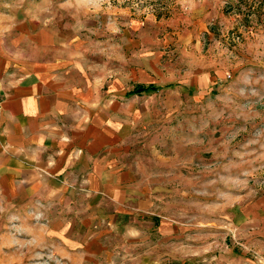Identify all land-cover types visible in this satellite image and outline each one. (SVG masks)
<instances>
[{"label": "rangeland", "instance_id": "1", "mask_svg": "<svg viewBox=\"0 0 264 264\" xmlns=\"http://www.w3.org/2000/svg\"><path fill=\"white\" fill-rule=\"evenodd\" d=\"M260 2L0 0V40L103 79L129 171L62 229L60 204L0 189V264H264ZM45 30L61 52L33 46Z\"/></svg>", "mask_w": 264, "mask_h": 264}, {"label": "crops", "instance_id": "2", "mask_svg": "<svg viewBox=\"0 0 264 264\" xmlns=\"http://www.w3.org/2000/svg\"><path fill=\"white\" fill-rule=\"evenodd\" d=\"M51 32L43 31L37 36L42 42L33 46L61 52V36ZM26 51L0 40L1 194L60 204L56 219L62 229L68 220L81 219L69 218L70 210L84 213L88 208L80 204L92 206L125 190L123 125L111 117L108 86L78 57L47 59Z\"/></svg>", "mask_w": 264, "mask_h": 264}, {"label": "trees", "instance_id": "3", "mask_svg": "<svg viewBox=\"0 0 264 264\" xmlns=\"http://www.w3.org/2000/svg\"><path fill=\"white\" fill-rule=\"evenodd\" d=\"M263 1L264 0H261L260 3H262ZM256 13H261V12L256 11ZM259 16H260V14H259ZM156 88H158V85H156L154 83H149L147 85H140L137 88H134L133 92H135V91L141 92L142 90H152V89H156Z\"/></svg>", "mask_w": 264, "mask_h": 264}]
</instances>
